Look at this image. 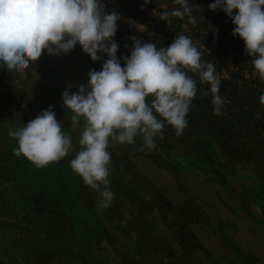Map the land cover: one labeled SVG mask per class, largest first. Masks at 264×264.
Returning a JSON list of instances; mask_svg holds the SVG:
<instances>
[{
    "label": "rangeland",
    "instance_id": "obj_1",
    "mask_svg": "<svg viewBox=\"0 0 264 264\" xmlns=\"http://www.w3.org/2000/svg\"><path fill=\"white\" fill-rule=\"evenodd\" d=\"M130 1L101 0L106 11L120 16L113 37L118 57L129 54L130 37L145 42L146 26ZM101 64L77 44L66 54L42 52L23 76L0 67V264H217L205 240L209 243L210 232L229 240L222 209L235 214L243 228L264 231L259 116H250L254 106L222 93L230 88L224 83L219 95L229 102L221 115L214 114L209 85L199 78L201 92L192 99L182 135L165 123L152 150L142 147L140 136L135 144L110 139L108 187L114 195L99 207L97 191L70 168L85 122L80 117L73 127L61 93L87 84L89 70ZM200 104L209 115L199 111ZM49 105L73 147L61 160L37 167L15 154L16 140L7 132ZM238 105L250 113H238ZM242 247L241 264H256L251 248Z\"/></svg>",
    "mask_w": 264,
    "mask_h": 264
},
{
    "label": "clouds",
    "instance_id": "obj_2",
    "mask_svg": "<svg viewBox=\"0 0 264 264\" xmlns=\"http://www.w3.org/2000/svg\"><path fill=\"white\" fill-rule=\"evenodd\" d=\"M174 2L180 7L171 13L162 11L159 18L186 17L195 24L190 0ZM262 6L264 0H212L207 8H219L230 18L233 37L243 41L255 73L264 81ZM119 19L117 12L105 10L101 0H0V67L23 76L30 61L42 52L66 54L77 44L91 60H102L99 70H89L87 84L78 85L75 92L65 88L61 93L63 106L73 113V127L80 117L85 122L78 140L80 150L69 161L70 168L97 191L101 208L108 206L114 195L108 187L110 139L135 144L140 136L142 147L152 150L154 138H163L165 123L177 136L182 135L197 92L196 80L186 69L209 85L214 114L221 115L229 102L219 95L221 77L215 65L202 61L190 36L176 35L161 47L133 36L129 54L118 57L113 37ZM7 135L16 140L15 154H23L37 167L61 160L73 147L51 105Z\"/></svg>",
    "mask_w": 264,
    "mask_h": 264
},
{
    "label": "trees",
    "instance_id": "obj_3",
    "mask_svg": "<svg viewBox=\"0 0 264 264\" xmlns=\"http://www.w3.org/2000/svg\"><path fill=\"white\" fill-rule=\"evenodd\" d=\"M211 2L212 0H190L193 5L191 14L196 18L195 24L189 23L186 17L169 15L166 20L159 18L162 11L171 13L173 9L180 7L174 0H151L147 4L144 0H131L130 5L138 11V18H141L146 26L142 37L145 43L152 42L161 47L171 43L176 35L190 36L193 44L202 53V61H210L215 65L216 73L221 77L220 84L229 85L230 88L223 89L222 93L226 92L229 96L244 100L243 105L254 106L258 114L251 112L250 116L258 115L255 125H260L264 130V81L255 73L252 57L245 52L243 41L238 36L233 37L234 25L230 18L219 8L215 11L209 10L207 5ZM153 9L155 15H151ZM185 71L194 80L199 78L190 70ZM259 106L261 108H257ZM207 108L206 104L199 105L202 114L209 115ZM237 111L250 113V109L242 105H238ZM255 125L252 123V126ZM261 140L264 141V136Z\"/></svg>",
    "mask_w": 264,
    "mask_h": 264
},
{
    "label": "crops",
    "instance_id": "obj_4",
    "mask_svg": "<svg viewBox=\"0 0 264 264\" xmlns=\"http://www.w3.org/2000/svg\"><path fill=\"white\" fill-rule=\"evenodd\" d=\"M226 213H228V216L224 219L223 216L225 217ZM221 215L222 220L226 222V233L223 235L227 236L229 240L224 241L218 232L209 233L210 237L207 236L209 243L205 240L208 252L216 257L217 264H228V262L229 264H241L238 256L240 251H242L240 247L244 245L251 248L256 264H264L263 229L257 228L253 230L250 228L251 230H248L243 228V225L237 221V216L227 212L225 209L221 210ZM235 245L238 247L237 251L234 249Z\"/></svg>",
    "mask_w": 264,
    "mask_h": 264
}]
</instances>
